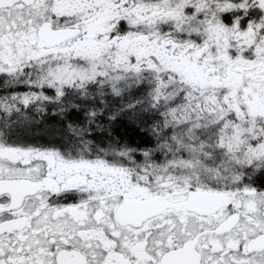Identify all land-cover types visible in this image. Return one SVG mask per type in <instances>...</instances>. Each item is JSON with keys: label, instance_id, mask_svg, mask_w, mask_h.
Listing matches in <instances>:
<instances>
[{"label": "snow or ice", "instance_id": "6c2138e0", "mask_svg": "<svg viewBox=\"0 0 264 264\" xmlns=\"http://www.w3.org/2000/svg\"><path fill=\"white\" fill-rule=\"evenodd\" d=\"M0 264H264V0H0Z\"/></svg>", "mask_w": 264, "mask_h": 264}]
</instances>
